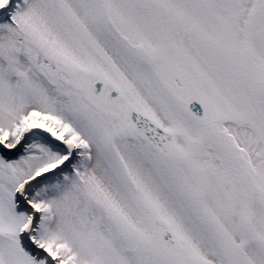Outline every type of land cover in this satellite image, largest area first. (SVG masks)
I'll use <instances>...</instances> for the list:
<instances>
[{
  "label": "snow or ice",
  "instance_id": "1",
  "mask_svg": "<svg viewBox=\"0 0 264 264\" xmlns=\"http://www.w3.org/2000/svg\"><path fill=\"white\" fill-rule=\"evenodd\" d=\"M0 264H264V0H0Z\"/></svg>",
  "mask_w": 264,
  "mask_h": 264
}]
</instances>
